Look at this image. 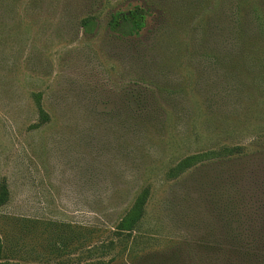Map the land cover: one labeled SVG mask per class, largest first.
<instances>
[{"label":"rangeland","instance_id":"1","mask_svg":"<svg viewBox=\"0 0 264 264\" xmlns=\"http://www.w3.org/2000/svg\"><path fill=\"white\" fill-rule=\"evenodd\" d=\"M92 1L0 0V262L264 264V77L221 62L231 5ZM137 5L141 38L107 28ZM89 8L100 28L85 36L69 22ZM147 186L135 231L117 230Z\"/></svg>","mask_w":264,"mask_h":264},{"label":"trees","instance_id":"2","mask_svg":"<svg viewBox=\"0 0 264 264\" xmlns=\"http://www.w3.org/2000/svg\"><path fill=\"white\" fill-rule=\"evenodd\" d=\"M76 0H63V10L68 13ZM231 5L230 14L225 16L221 13L222 20H229L230 26L223 30L224 39H230L227 43L230 50L227 55L222 56L221 62L230 60L227 70L237 74H262L264 77V0H221ZM92 0H85V4ZM88 6V7H90ZM85 8H87L85 6ZM63 22V28L67 22ZM70 24L82 31L85 36H92L100 28L99 15L92 12L91 8L80 11ZM107 28L117 37L123 40H135L141 38L148 28L147 11L140 5L132 6L126 10L119 9L111 12L107 20ZM225 44V43H223ZM254 82V78L252 79ZM253 88L254 84H250ZM255 88V86H254ZM37 103L39 123L45 125L51 121L49 113L43 108L40 95H34ZM137 119L150 124L155 116L149 114L146 109L137 111ZM165 120V117H164ZM162 117V124L164 123ZM200 159L198 156L187 157L179 161L174 167L168 169L164 174L167 181L178 179L188 169H191ZM150 188H142L135 198L132 208L121 219L117 230L122 232H133L137 223L143 219L144 209L150 198ZM10 198L9 187L6 180L0 183V207L5 206ZM3 258V245L0 241V261ZM0 264H2L0 262ZM99 264V263H93Z\"/></svg>","mask_w":264,"mask_h":264}]
</instances>
